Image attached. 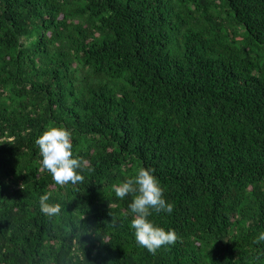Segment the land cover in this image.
I'll use <instances>...</instances> for the list:
<instances>
[{"label":"trees","instance_id":"1","mask_svg":"<svg viewBox=\"0 0 264 264\" xmlns=\"http://www.w3.org/2000/svg\"><path fill=\"white\" fill-rule=\"evenodd\" d=\"M53 125L77 184L42 165ZM141 167L174 204L155 254L114 191ZM261 232L264 0H0V264H264Z\"/></svg>","mask_w":264,"mask_h":264},{"label":"clouds","instance_id":"2","mask_svg":"<svg viewBox=\"0 0 264 264\" xmlns=\"http://www.w3.org/2000/svg\"><path fill=\"white\" fill-rule=\"evenodd\" d=\"M36 144L42 156V165L48 170L59 185L68 183L77 184L83 177L78 171L81 161L74 155L72 133L64 126H49L38 136ZM151 167H141L135 176L125 179L115 186L117 197L124 199L133 194L129 204L133 216L131 220L137 243L155 254L165 245L176 243L178 236L174 229H165L156 224L150 217L153 213L161 212L171 214L174 204L164 197V189ZM48 194L39 197V206L42 213L48 216L58 215L61 211L59 203H50ZM264 241V232L256 238V242Z\"/></svg>","mask_w":264,"mask_h":264}]
</instances>
